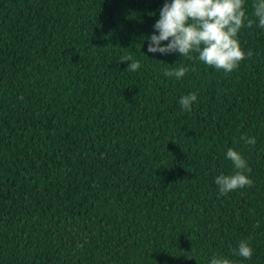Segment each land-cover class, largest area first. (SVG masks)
<instances>
[{"label": "trees", "instance_id": "obj_1", "mask_svg": "<svg viewBox=\"0 0 264 264\" xmlns=\"http://www.w3.org/2000/svg\"><path fill=\"white\" fill-rule=\"evenodd\" d=\"M162 3L0 0V264H264V29L224 73L146 51ZM228 147L252 184L219 195Z\"/></svg>", "mask_w": 264, "mask_h": 264}, {"label": "clouds", "instance_id": "obj_2", "mask_svg": "<svg viewBox=\"0 0 264 264\" xmlns=\"http://www.w3.org/2000/svg\"><path fill=\"white\" fill-rule=\"evenodd\" d=\"M252 17L249 19L245 9V0H163L158 18L152 24V32L142 36L147 41L148 53L160 55L177 54L188 59L193 58L212 69L229 73L234 70L246 55L241 48L238 33L242 27H250L253 23L264 29V0H253ZM153 15V13H149ZM166 42V43H165ZM143 54V53H142ZM145 56V54H143ZM128 61L125 70L135 72L140 68V60L131 55L124 58ZM167 64V63H165ZM176 65L173 67V65ZM164 71V76L183 78L190 70L186 64L177 61ZM197 101V94L189 92L181 95L178 104L182 111H191ZM248 145H255V136L241 135ZM224 157L231 161L230 173L220 172L213 178L218 194L225 195L230 191L250 186L252 180L247 173L250 171L247 160L239 150L228 147ZM235 257L250 259L253 254L251 245L246 240H240L232 249ZM206 264H237L236 261L219 254H212Z\"/></svg>", "mask_w": 264, "mask_h": 264}]
</instances>
